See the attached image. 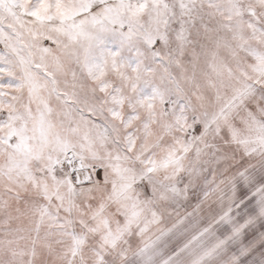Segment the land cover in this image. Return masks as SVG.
Here are the masks:
<instances>
[{
	"label": "snow or ice",
	"instance_id": "6c2138e0",
	"mask_svg": "<svg viewBox=\"0 0 264 264\" xmlns=\"http://www.w3.org/2000/svg\"><path fill=\"white\" fill-rule=\"evenodd\" d=\"M0 264H264V0H0Z\"/></svg>",
	"mask_w": 264,
	"mask_h": 264
}]
</instances>
